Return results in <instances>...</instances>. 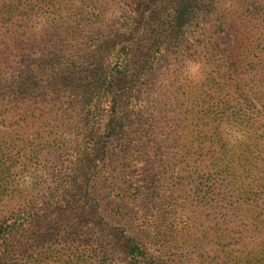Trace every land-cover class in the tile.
Instances as JSON below:
<instances>
[{
	"label": "trees",
	"instance_id": "16d2710c",
	"mask_svg": "<svg viewBox=\"0 0 264 264\" xmlns=\"http://www.w3.org/2000/svg\"><path fill=\"white\" fill-rule=\"evenodd\" d=\"M16 1L0 0V50L6 51L0 53V62L13 58V51L18 48L17 29L8 27L16 4L23 15V25L18 26L26 30L24 20L29 18L30 23H46L54 44L51 49L45 47L40 55L34 45L26 49L28 60L45 61L44 78H37L33 71L23 73L15 67L18 61L12 66L6 63L14 71L11 77L0 76V264H162L148 226L142 223L135 232L132 222H127L123 206L126 189L115 182L104 188L105 195L99 193L95 185L99 171L90 169L94 154L103 148L107 152L104 157L110 153L112 157L119 153L134 157L155 155L158 159L152 161L150 168L146 167L147 185H165L167 177L155 170L177 157L180 160L175 164L176 171L183 172L187 166L194 169V163L199 164L195 165V172L204 169L207 154L203 152L209 143L192 140L193 129L188 120L196 113L201 122L195 126H199V133H207L203 120L208 107L194 98L185 105L178 93L180 86L175 94L169 91L165 74H169L167 66L175 60L164 56L173 52L174 41L180 45L187 37L195 40L192 49L199 56L204 48L205 56H200L203 71L206 73L213 66L223 79L226 77L223 96L212 104V113L219 121L233 118L243 130L264 118V57L253 59L242 46L238 50L230 46L219 48L220 33L226 29L208 26V10L199 7L202 0H162L160 9L152 12L149 19L139 14L127 23L114 21L106 9L98 8L96 13L89 4L79 13L89 15L87 20L83 16H65L61 0ZM28 7L30 13L24 11ZM110 20L113 30L107 36L101 35L95 45L89 44L96 47L94 50L89 48L82 56L56 52L61 47L58 43L62 41V32L66 34L64 40L73 39L70 35L78 36L79 28L89 27L84 31L89 33L97 23L105 29ZM194 22L197 28L192 35L188 27ZM203 23L207 27H201ZM82 38L88 39L87 34ZM117 41L121 47L116 53ZM178 45L177 49L182 51ZM88 63L95 67L91 81H71V75L67 77L69 73L89 71ZM157 79L160 82L150 93L148 85L153 86ZM64 84L67 85L62 89ZM61 119L81 127L73 142L58 139V131L54 133L56 138L39 139L37 129ZM102 124L108 134L101 145ZM30 127L34 128L31 139L26 132ZM127 134L134 137L132 143L125 140ZM237 143L242 145L240 153L247 158V168L255 145H250L246 136ZM260 146L263 148L264 143ZM234 147L229 148L226 142L220 146L211 143L208 158L216 164L209 172L234 171L235 166L226 160ZM30 152L36 155L37 162L45 153L50 158L64 153L67 158L56 170L64 177L63 185H33L31 189L19 185L22 175L29 172ZM106 165L104 172L110 167ZM69 195L72 201L68 200ZM40 198L42 204L38 202ZM252 207L256 209L243 226V231L250 235L242 234L238 240L244 242L248 264H264V205L254 201L245 212Z\"/></svg>",
	"mask_w": 264,
	"mask_h": 264
},
{
	"label": "rangeland",
	"instance_id": "374dc122",
	"mask_svg": "<svg viewBox=\"0 0 264 264\" xmlns=\"http://www.w3.org/2000/svg\"><path fill=\"white\" fill-rule=\"evenodd\" d=\"M161 1L61 0L60 5L63 7V14L71 18L83 16L88 20L89 15L84 13L79 15V13L89 4L95 8L92 11L96 10L97 13L98 8L106 9L110 17L114 16L112 18L114 21L127 23L139 14L145 16V20L149 19L152 12L160 9ZM195 3L196 1L193 2V4ZM199 7L208 10V16L205 17L208 26L213 25L217 29H226L225 32L220 33L222 45L219 48L227 49V46H230L238 50L239 46H242L248 49L251 58L264 57V0H202ZM24 11L30 13L29 7ZM22 17V12L16 4L8 27L17 29L15 48H18L13 51L14 59L10 58L5 60L6 62H0V76L11 77L14 71L7 67L6 63L12 66L18 61L20 63L15 67H19L20 71L24 70L23 73L33 71L34 74H37V78H44L47 70L45 61L43 59L28 60L29 52L26 49L30 48V44L34 45L38 48L37 54L39 55L45 47L51 49L54 43L49 37L50 27L38 20L30 23L29 18L28 21L24 20L27 26L25 30L19 27L23 25ZM201 27H207V24L203 23ZM196 28V22L188 27L191 34ZM88 29L89 27L79 28L80 36L70 35L73 39L67 40H64L66 34L61 30L63 37L62 41L58 43L61 47L56 52L59 55H68L69 53L82 56L87 54V49L94 50L96 48L95 46L90 47L89 44L95 45L98 39H101V35L107 36V32L113 30V27H111L110 20L105 29H101L97 23L91 28L92 31L85 33L84 31H88ZM86 34L88 39H83V35ZM22 35L24 37L21 39ZM78 39L83 40L77 42ZM85 42L88 45H85ZM194 44L195 40L190 37L183 39L180 45L174 41L173 52L164 56L175 60L173 64L167 66L169 74H165V78L166 82L170 84L168 88L170 92L175 94L178 91L177 87H181L178 93L182 97L181 102H184L185 105H189L190 99L194 98L208 107V113L205 114L206 119L203 120L204 123H207V133L204 131L199 133V126H195L201 122L196 113H192L188 120L191 129H193V132L190 133L192 140H203L209 143L203 152L207 154V158H205L207 167L202 170L200 168L195 172V165L199 164L194 163V169L187 166L188 169L183 172L176 171L175 164L180 160L177 157L170 163L165 162L162 168L155 170L167 177L165 185H147L146 167L150 168L152 161L158 159L154 157L155 155L134 157L131 154L119 153L112 157L110 153L109 157H104L107 152L100 148L99 154H94L90 169L96 168L99 171L95 185L100 194L105 195L102 192L104 188L114 185L115 182L118 187L126 189V196L123 197L126 204L123 203V206L124 213L128 214L127 222H132L131 227L135 232H138L142 223L148 226L147 231L150 236L154 237L153 243L158 249L156 255L159 256L162 264H248L245 258L247 250L243 246L244 242L240 243L238 237L242 234L250 235L243 231V226L256 207L245 212L249 204L255 201L259 205H264V146L263 148L260 146L264 143V118L259 119L257 125L243 130L233 118L219 121V117L214 116L212 104L218 103L222 98L226 77L223 79L222 74L218 73L213 66L207 68L206 73L203 71V61L200 56H205L204 48L199 56V53L192 49ZM177 45L182 48V51L177 49ZM120 47L121 43L117 41L114 52L117 53ZM100 50L103 51V48ZM0 53H6V51L0 50ZM98 55L99 53L96 54V57ZM1 57L6 58L5 55H1ZM89 62L91 63L92 59H89ZM197 64L200 66L199 70L193 71ZM89 65V71L84 74L69 73L67 77L71 75V81L81 79L84 81L86 78L87 81H91L90 78L94 76L95 67ZM153 82V86L148 85L150 93L155 91L160 80L159 82L158 79L153 80ZM66 85L64 84L62 89H65ZM146 96L148 97V95ZM77 124L68 119H61L60 122L52 123L49 127L37 129L38 137L39 139L41 137L64 138L68 143H71L82 130ZM100 129L102 145L107 140L108 132L104 124ZM33 131V127L26 131L30 133V139L34 136ZM54 133H57L56 137ZM58 134L61 136L59 137ZM128 134L125 136V140L132 143L134 137L128 136ZM245 136L250 145H255V152L248 157L249 166L247 168H244L247 158L240 153L242 145L237 143ZM223 142H226L229 148L235 146L233 151L227 153H233L232 156L226 158L230 164L235 166L234 171L226 170L224 173L220 169L216 173L214 170L209 172V169H213L216 164L214 159L208 158L212 151L209 147L211 143L220 146ZM38 158L37 162L36 155L30 152L29 172L22 175L19 185L30 186V189L33 185H63L64 177L56 170L57 166H63L61 163H64L67 156L62 153L50 158L49 154L45 153ZM106 164H110V167L104 172L102 170L105 169ZM148 175L155 177L152 172H149ZM149 179L148 181H151ZM214 179L217 181L213 184ZM72 199L73 197L69 195L68 200L72 201ZM38 202L42 204L43 198H40Z\"/></svg>",
	"mask_w": 264,
	"mask_h": 264
},
{
	"label": "clouds",
	"instance_id": "9594fccd",
	"mask_svg": "<svg viewBox=\"0 0 264 264\" xmlns=\"http://www.w3.org/2000/svg\"><path fill=\"white\" fill-rule=\"evenodd\" d=\"M199 67H200V66H199L198 64L195 65L194 68H193V71L199 70Z\"/></svg>",
	"mask_w": 264,
	"mask_h": 264
}]
</instances>
